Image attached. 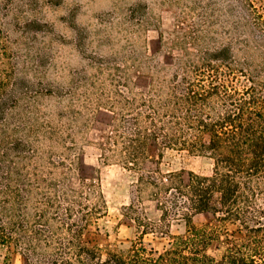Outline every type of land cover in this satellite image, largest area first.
I'll return each instance as SVG.
<instances>
[{"label":"trees","instance_id":"1","mask_svg":"<svg viewBox=\"0 0 264 264\" xmlns=\"http://www.w3.org/2000/svg\"><path fill=\"white\" fill-rule=\"evenodd\" d=\"M229 15L227 40L214 48H206L209 26L177 32L169 46L180 54L152 64L145 92L130 89L113 68L98 94L114 116L101 159L134 171L137 198L148 190L155 201L156 224L133 219L140 235L159 230L169 239L154 251L139 236L125 253L82 241L103 212L101 194L83 180L72 185L75 141L65 124L39 122L30 101L54 93L19 79L17 50L4 45L0 21V245L19 249L26 264H264V16L250 0ZM53 145L63 149L60 159ZM151 148L157 156L167 149L198 154L210 161V174L145 173ZM198 213L237 224L243 236L209 256L214 233L193 224ZM180 224L183 232L170 233Z\"/></svg>","mask_w":264,"mask_h":264},{"label":"rangeland","instance_id":"2","mask_svg":"<svg viewBox=\"0 0 264 264\" xmlns=\"http://www.w3.org/2000/svg\"><path fill=\"white\" fill-rule=\"evenodd\" d=\"M250 1L264 16V0ZM239 5L240 0H0L4 45L16 47L19 79L54 93L30 99L33 115L41 123L67 126L65 133L75 141L71 154L75 167L68 172L71 183L74 187L80 180L92 183L101 194L103 212L82 231L85 244L103 252L125 253L139 236L154 251H161L169 240L159 230L140 235L133 219L156 224L160 212L155 201L148 190L137 198L134 171L115 160L101 159L114 123L104 98H97L108 87L107 74L117 68L130 89L145 92L152 64L167 65L180 54V49L169 46L177 32L209 26L213 38L206 48H214L227 40L222 31L231 23L229 10ZM24 105L21 101L19 111ZM50 150L56 159L63 155L57 145ZM156 153L150 149L143 172L158 169L163 176L180 172L184 178L188 172L210 174V161L198 154L170 149L160 156ZM192 221L214 233L206 253L215 258L224 253L227 238L243 236L237 224L220 221L211 213L195 214ZM183 229L181 224L172 225L170 233ZM0 264H26V257L12 245H0Z\"/></svg>","mask_w":264,"mask_h":264}]
</instances>
